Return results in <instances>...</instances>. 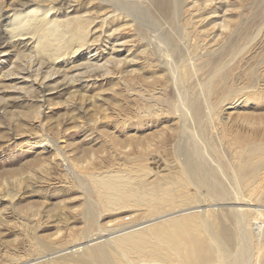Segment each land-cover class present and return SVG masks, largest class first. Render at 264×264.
<instances>
[{
	"label": "rangeland",
	"instance_id": "1",
	"mask_svg": "<svg viewBox=\"0 0 264 264\" xmlns=\"http://www.w3.org/2000/svg\"><path fill=\"white\" fill-rule=\"evenodd\" d=\"M30 3L84 23L54 61L1 37ZM171 178L169 211L144 190ZM187 215L207 240L228 226L223 251L264 264V0H0V264L76 258Z\"/></svg>",
	"mask_w": 264,
	"mask_h": 264
},
{
	"label": "bare ground",
	"instance_id": "2",
	"mask_svg": "<svg viewBox=\"0 0 264 264\" xmlns=\"http://www.w3.org/2000/svg\"><path fill=\"white\" fill-rule=\"evenodd\" d=\"M43 6L42 4L30 3L20 9H15L9 16L7 23L5 22V25L2 23L5 28L1 32V37L7 42L28 38L32 42L35 57L54 61L66 51L67 44L70 41V31L75 30V33L81 35L84 23L78 21L60 23V21L51 17V7ZM101 181L104 183L103 186L107 187L109 177L101 179ZM176 182L175 178H171L167 182V187L163 183L159 185V188H155L153 184H150L144 191L153 197L156 196L157 192H162L164 196L161 199L166 200L169 198L170 200L165 201L161 208L170 211L176 207V200L179 197L180 185L176 184ZM164 189H166V192H164ZM104 197L107 196L104 195ZM97 209L93 205L82 209L83 219L91 227L96 225L101 215L97 212ZM250 210L257 211L256 209ZM193 217V215L180 216L163 221L158 226L148 225L149 227L146 228L129 229L115 236L114 239L112 237L107 238L102 243L94 244L93 246L81 244L82 249L84 248V253L76 256V258L48 257L39 260L45 257L46 252L44 254L38 252L32 255L31 257L33 258L30 259L11 257L9 261L10 264H26L36 260L37 262L33 264H246V262H240V260H236L228 253H225L220 245V243L233 242L231 228L221 226L219 236L212 234L211 240H207L200 236L198 226L193 225ZM125 228L128 227L125 225L111 227L90 235L89 240L102 238L105 235L113 234ZM135 231L137 233L134 234L133 232ZM82 242L76 241L74 245H80ZM62 249L64 248H59V250Z\"/></svg>",
	"mask_w": 264,
	"mask_h": 264
}]
</instances>
